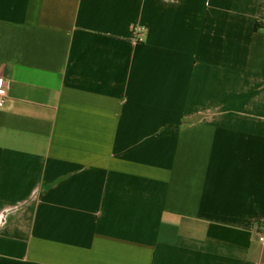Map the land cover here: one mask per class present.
Returning a JSON list of instances; mask_svg holds the SVG:
<instances>
[{"label": "crops", "instance_id": "1", "mask_svg": "<svg viewBox=\"0 0 264 264\" xmlns=\"http://www.w3.org/2000/svg\"><path fill=\"white\" fill-rule=\"evenodd\" d=\"M0 77V264H264V0H0Z\"/></svg>", "mask_w": 264, "mask_h": 264}, {"label": "built area", "instance_id": "2", "mask_svg": "<svg viewBox=\"0 0 264 264\" xmlns=\"http://www.w3.org/2000/svg\"><path fill=\"white\" fill-rule=\"evenodd\" d=\"M7 100V84L5 80L0 77V108H2ZM260 241H263V238L260 239Z\"/></svg>", "mask_w": 264, "mask_h": 264}]
</instances>
